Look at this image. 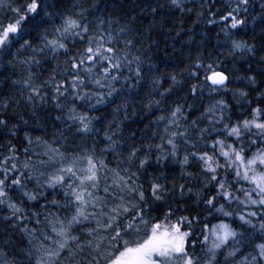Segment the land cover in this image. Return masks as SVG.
I'll return each mask as SVG.
<instances>
[{"label": "snow or ice", "instance_id": "6c2138e0", "mask_svg": "<svg viewBox=\"0 0 264 264\" xmlns=\"http://www.w3.org/2000/svg\"><path fill=\"white\" fill-rule=\"evenodd\" d=\"M93 8L0 0V264L10 247L28 264H264V0L199 13L231 71L199 49L162 71L160 41ZM133 93L155 131L121 143L101 113L127 117Z\"/></svg>", "mask_w": 264, "mask_h": 264}, {"label": "trees", "instance_id": "16d2710c", "mask_svg": "<svg viewBox=\"0 0 264 264\" xmlns=\"http://www.w3.org/2000/svg\"><path fill=\"white\" fill-rule=\"evenodd\" d=\"M77 3H82L85 6L92 5L96 3V0H77ZM205 3V7L201 8V4ZM228 0H183V5L185 10L174 8L170 5L169 0H100V10L97 11L93 8V11L96 15L103 17L106 21L111 20L112 27L115 31H118L120 28H124L125 31L122 35L129 36L135 39H139L143 34L144 37L151 36L153 39L160 41L161 50L157 51L155 46H153L152 54L153 56H159L164 63L161 64V70L166 66L171 68L173 64H179L182 60L188 57H195L197 50L203 51L205 55L212 54L223 55L220 56L222 60L225 61L228 69L232 70L231 58L228 56L225 48L219 47L217 45V36L216 33L219 31L217 26L215 29H212L211 25L206 23V17L199 15V13L204 12L208 13L209 8L214 4L215 7L211 8L212 11L220 9L221 11L226 7ZM157 5H163L158 9V14L153 13L151 9ZM64 7H70V4L64 5ZM187 9H191L188 11ZM215 18V17H211ZM174 27L176 30L181 31V34L191 31L195 33L193 36V43L190 47H183L182 43H175L174 40L168 38L166 35L168 29L164 27ZM211 29V30H210ZM176 33L173 31L171 36H175ZM253 33L249 31L247 37H251ZM203 37V41L201 40ZM246 37V38H247ZM187 39V36H185ZM165 40L167 41L168 55L165 56ZM260 34L259 26H257L256 31V43L257 49H260ZM206 42V46L201 47L202 43ZM147 40H144V46L147 47ZM223 44V41H221ZM174 45V47H173ZM183 52V55H181ZM159 62V61H158ZM239 63L237 65V70H239ZM246 67V65H245ZM3 69H0L2 71ZM207 95V94H205ZM129 105H128V115L125 117L123 115V110L120 114L115 113V104L105 105L104 111L101 113L102 116L106 117L104 123L111 122L113 117L117 121H122V132L120 135L123 137L121 143L124 141L132 142L133 136L135 133L134 139L139 141L141 137H146L148 133L155 131L154 128H150L149 125L152 121L155 120V116L150 113H140L141 103L140 99L137 98L136 94L133 93L129 96ZM119 101H117L118 103ZM199 107V104H197ZM159 112H157V115ZM102 125H98L100 127ZM23 133H21V136ZM103 133L100 134V140H102ZM99 142V140H98ZM101 146H103L101 144ZM3 151V149H0ZM106 160L110 168L116 166V158L112 154H105ZM24 159V156L21 155V160ZM177 172L175 175H179V165L175 166ZM111 174H109V178ZM110 182V179H109ZM103 193H101L102 195ZM2 215V213H0ZM3 233V227L0 226V234ZM19 240V236H17ZM26 242V241H25ZM0 247H3V242L0 241ZM9 255L7 260L9 264L13 260L16 261V264H28L27 258H23L16 253L14 248L7 249ZM4 259L0 257V260Z\"/></svg>", "mask_w": 264, "mask_h": 264}]
</instances>
